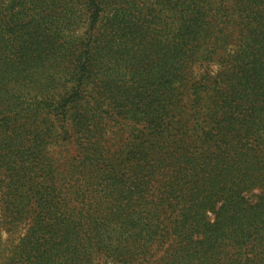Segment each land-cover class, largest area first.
I'll list each match as a JSON object with an SVG mask.
<instances>
[{
    "label": "trees",
    "instance_id": "16d2710c",
    "mask_svg": "<svg viewBox=\"0 0 264 264\" xmlns=\"http://www.w3.org/2000/svg\"><path fill=\"white\" fill-rule=\"evenodd\" d=\"M0 264H264V0H0Z\"/></svg>",
    "mask_w": 264,
    "mask_h": 264
}]
</instances>
